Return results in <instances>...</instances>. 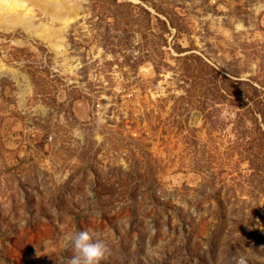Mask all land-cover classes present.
Listing matches in <instances>:
<instances>
[{
    "label": "rangeland",
    "instance_id": "obj_1",
    "mask_svg": "<svg viewBox=\"0 0 264 264\" xmlns=\"http://www.w3.org/2000/svg\"><path fill=\"white\" fill-rule=\"evenodd\" d=\"M13 1L0 264H264V0Z\"/></svg>",
    "mask_w": 264,
    "mask_h": 264
},
{
    "label": "clouds",
    "instance_id": "obj_2",
    "mask_svg": "<svg viewBox=\"0 0 264 264\" xmlns=\"http://www.w3.org/2000/svg\"><path fill=\"white\" fill-rule=\"evenodd\" d=\"M63 239L64 248L73 253L66 264H102L110 253L107 244L88 230L68 233Z\"/></svg>",
    "mask_w": 264,
    "mask_h": 264
},
{
    "label": "bare ground",
    "instance_id": "obj_3",
    "mask_svg": "<svg viewBox=\"0 0 264 264\" xmlns=\"http://www.w3.org/2000/svg\"><path fill=\"white\" fill-rule=\"evenodd\" d=\"M55 2V0H54ZM21 7V3H17L15 1L12 2V0H6L3 2V6L0 10V18L4 20L0 22L1 27H5L4 25L8 26L6 28L8 29H14L17 27H22L25 31L27 32H32L33 33V27L30 24V21L26 19L25 17L21 18L18 15L19 8ZM50 5L47 6L46 9L50 10ZM7 15V16H6ZM9 15H12V17L9 19L5 18L8 17ZM36 35V34H35ZM47 41L51 44V47L54 49H59L58 46H55L52 44L50 37L47 38Z\"/></svg>",
    "mask_w": 264,
    "mask_h": 264
}]
</instances>
